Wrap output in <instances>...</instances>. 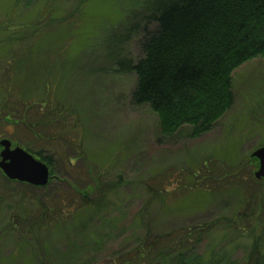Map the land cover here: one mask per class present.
<instances>
[{
    "label": "rangeland",
    "instance_id": "obj_1",
    "mask_svg": "<svg viewBox=\"0 0 264 264\" xmlns=\"http://www.w3.org/2000/svg\"><path fill=\"white\" fill-rule=\"evenodd\" d=\"M149 5L155 0H0V143L49 159V191L62 196L9 185L0 170V264H156L159 237L176 254L207 257L228 246V264H258L264 254L256 196L264 180L255 178L253 157L264 147V55L234 70L232 108L211 132L164 136L158 114L132 101L135 74L118 66L143 57L141 35L127 31L140 23L144 32ZM121 33L127 41L119 45ZM98 182L109 185L102 205L75 217L79 193L96 198ZM15 192L53 200L47 232L25 239L22 224L10 229L16 216L14 223L39 216L29 201L10 202ZM250 203L256 210L234 220ZM250 222L257 236H240Z\"/></svg>",
    "mask_w": 264,
    "mask_h": 264
},
{
    "label": "trees",
    "instance_id": "obj_2",
    "mask_svg": "<svg viewBox=\"0 0 264 264\" xmlns=\"http://www.w3.org/2000/svg\"><path fill=\"white\" fill-rule=\"evenodd\" d=\"M143 13L144 32L140 34V23L131 25L127 31L128 35H141L143 57L136 61L124 58L118 65L120 73L136 76L132 101L137 106L146 105L158 114L160 131L164 136H172L185 127H191L190 136L193 139L200 138L211 132L216 122L232 108L234 70L264 55V0H155V5H149ZM151 25L154 26L152 30L149 29ZM123 33L116 38L119 45L127 41ZM44 160L52 174L46 187H34L6 179L7 182L40 192L51 190L55 185L52 183L55 170L49 159ZM97 184V188L95 184L90 189L96 191V198H89V190L79 193L82 203L73 212L75 217L102 205L109 185L103 187L104 191L101 183ZM250 192L253 190L243 191L245 196H251ZM15 193L10 195V202L17 198L24 205L25 201H29L32 207L37 206L39 216L25 218L20 221L23 223H14L15 218L17 221L21 218L20 215L16 216L9 223L10 229L15 224L18 230V224H22V228H25L22 237L25 239L32 238L30 235L34 231L47 232L48 214L55 209L49 203L53 200L45 201L39 197L29 199L26 192ZM56 196L62 198L60 194ZM256 196L261 199L264 213V193H257ZM88 204L93 206L87 208ZM250 204L246 208V215H238L234 220L250 216L256 210V206ZM252 227L253 222H250L246 230L239 229V235L249 232L250 236H257L258 232ZM192 232H187L186 236L192 239ZM258 237L264 238V229ZM188 238L185 241L190 242ZM159 240L161 237L155 240L158 247L151 252L158 251L154 254V260L159 261L156 264H228V246L219 245L213 249L215 252L211 251L206 257L187 252L184 254L183 251L173 253L177 249V245H172L173 241L167 243ZM196 240L201 242V238ZM259 244L257 241L255 250L261 248ZM217 248L220 250L216 251ZM38 252L42 255L38 249L36 255L39 256ZM250 260L248 258L247 264H252Z\"/></svg>",
    "mask_w": 264,
    "mask_h": 264
},
{
    "label": "water",
    "instance_id": "obj_3",
    "mask_svg": "<svg viewBox=\"0 0 264 264\" xmlns=\"http://www.w3.org/2000/svg\"><path fill=\"white\" fill-rule=\"evenodd\" d=\"M0 160V169L7 179L35 187H46L51 179L49 166L37 159L24 149L17 147L12 150V142L3 140ZM259 160V170L255 177L264 180V147L253 154Z\"/></svg>",
    "mask_w": 264,
    "mask_h": 264
},
{
    "label": "flooded vegetation",
    "instance_id": "obj_4",
    "mask_svg": "<svg viewBox=\"0 0 264 264\" xmlns=\"http://www.w3.org/2000/svg\"><path fill=\"white\" fill-rule=\"evenodd\" d=\"M17 147H18V144H15V145H14V143H12V150L16 149ZM2 151H3V148L0 147V155H1V152H2ZM28 152H29V151H28ZM29 153H31V152H29ZM226 253H227V252H226ZM259 253H260V255H259L260 259L258 260V264H264V254H263L262 251H260ZM227 255L229 256L228 253H227Z\"/></svg>",
    "mask_w": 264,
    "mask_h": 264
}]
</instances>
